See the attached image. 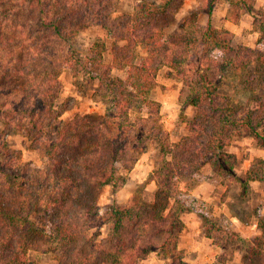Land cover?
Wrapping results in <instances>:
<instances>
[{"label":"trees","instance_id":"trees-1","mask_svg":"<svg viewBox=\"0 0 264 264\" xmlns=\"http://www.w3.org/2000/svg\"><path fill=\"white\" fill-rule=\"evenodd\" d=\"M118 1L0 0V264H33L29 252L57 250V264H140L152 253L166 264H188L176 248L187 211L176 201L181 183L194 180L206 164L216 175L232 177L243 193L249 182H264L261 169L235 176L225 153L244 134L264 147V95H256L264 84V50L233 46L228 31L212 26L217 0L198 10L208 17L205 26L191 11L176 35L166 31L186 0H140L133 12L114 17ZM239 1L255 13L247 0ZM94 27L110 41L109 62L103 60L104 43H94L84 59L69 48ZM256 28L264 38V24ZM162 68L181 81L182 107L194 109L177 142L169 141L159 104L150 98ZM67 69H82L97 82L96 93L108 103L103 115L61 119L75 106L74 98L59 103ZM115 70L125 78L114 76ZM228 87L247 99L224 94ZM252 102L258 109L247 107ZM10 132L23 133L31 150L43 151L42 168L9 149ZM152 144L160 156L152 199L112 204L107 240H98L101 189L122 186L123 173ZM200 217L205 236L223 249L212 232L216 223ZM257 229L260 237L252 241L233 234L244 245L243 264L264 258V216Z\"/></svg>","mask_w":264,"mask_h":264},{"label":"rangeland","instance_id":"rangeland-1","mask_svg":"<svg viewBox=\"0 0 264 264\" xmlns=\"http://www.w3.org/2000/svg\"><path fill=\"white\" fill-rule=\"evenodd\" d=\"M247 1V5L250 3L255 13L250 12L246 5H241L239 0H234L235 5L230 4L226 0H217L216 5L212 8L210 22L213 27L218 29H224L223 24L225 22H229L232 25L231 27L237 32L225 30L231 34L230 40L233 46L242 45L251 49L259 48L264 50V38L260 36L256 28L260 23L264 24V0ZM138 3H140V0H119L114 17L133 12ZM206 6V0H186L166 32L171 35L180 34V26L191 11L197 12L196 23L205 26L208 17L201 11L198 13V10H202ZM94 43L105 44L106 47L102 56L105 62H109L110 41L106 36V32L99 27L87 29L78 34L69 43V48L77 52L76 55L78 57L84 59L90 55L89 50ZM112 74L121 79L125 78V73L121 71L115 70ZM60 79L63 85V92L59 103L66 98L75 99V106L72 110L62 115V120H71L75 115L92 113L103 115L105 113L108 104L107 100L96 93L97 82L89 81L84 70L73 71L67 69L62 73ZM155 81L156 84L151 91L150 98L159 104L160 122L168 134L169 141L177 142L181 136L186 135L184 120L193 117L194 109L182 107V92L185 90L173 71L168 68L160 69ZM222 92L231 95L233 99L237 98L242 101L248 97V94L234 93L229 87L223 89ZM256 95L259 97L264 95V84L259 87ZM247 107L258 109L256 102H252ZM1 131H3V127L0 124ZM5 142L10 150L21 153L22 162H31L36 167H43V151L31 150L23 133L10 132L5 136ZM225 153L230 157L235 176L243 177L250 168H253V170L261 169L264 174V147L259 146L249 135L244 134L234 138L225 149ZM159 157L158 148L152 144L141 156L139 163H137L135 167L137 173L131 183L128 181V173H123L125 181L122 186L117 189L105 186L101 189L97 201L101 223L100 228L97 230L99 233L98 240L104 242L107 240L110 228L108 221L109 208L112 204L125 206L134 196L146 201L152 199L157 189L156 169ZM202 184H205L203 187H208V190L203 189V191H200L202 195H198L196 190H199ZM242 191L240 185L232 177L229 175H216L212 172L210 166L206 164L199 170L194 180L181 183L180 194L176 197V201L184 204L187 209L182 217L185 214L193 213L199 218L201 223L200 215H206L213 220L217 226L212 232L218 235V243L224 246L222 255L229 257V255L233 256L235 253L237 257L241 255V261L244 245L234 235L239 236L242 241L243 239L252 241L260 237V234H258L251 236L249 239L245 238L239 233L240 231L237 228L252 234L251 224L257 223L258 217L264 216V182L251 181L248 183L246 193ZM175 203L173 201L170 202V206L173 209L175 208ZM220 205L223 206L224 211L222 207H219ZM202 227L205 234L204 226L202 225ZM163 237V235L159 236V242ZM59 254L58 250L46 253L29 252L27 257L33 264H57ZM159 260L166 264L160 254L152 253L145 257L140 264H158ZM254 262V264H264V258L255 257Z\"/></svg>","mask_w":264,"mask_h":264},{"label":"crops","instance_id":"crops-1","mask_svg":"<svg viewBox=\"0 0 264 264\" xmlns=\"http://www.w3.org/2000/svg\"><path fill=\"white\" fill-rule=\"evenodd\" d=\"M231 26L232 25L229 22H225V24H223V28L230 31L234 30V28H232ZM234 31L237 32L236 30ZM137 163H139V161ZM135 167L133 168V170L128 172V181L130 183L137 173L135 171ZM204 185L205 184L200 185L199 190H196L198 195L201 194L200 191H203V189L208 190V187H203ZM222 205H220L219 207H222V210L224 211ZM231 219L234 220L233 218ZM182 222L184 223V229L178 234L176 248L182 253L181 257L184 262L188 264H243L240 260L241 255H239L240 257H237L235 253L233 256L231 255L230 258H227L224 261L220 260V257L223 253L222 247L220 245L218 246L214 244L212 239L205 236V234L203 233L202 223L196 215H194L193 213L185 214L182 217ZM250 228L251 231H253L252 234L248 232L246 233L239 228H237V230L240 231L239 233L242 236L248 239L251 236L260 234L258 229H256L257 223L251 224ZM158 264L163 263L159 260Z\"/></svg>","mask_w":264,"mask_h":264}]
</instances>
